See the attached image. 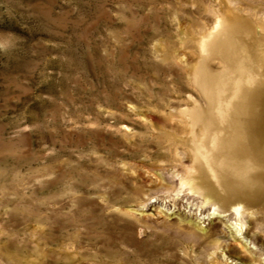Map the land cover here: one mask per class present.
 Wrapping results in <instances>:
<instances>
[{"label": "rangeland", "instance_id": "rangeland-1", "mask_svg": "<svg viewBox=\"0 0 264 264\" xmlns=\"http://www.w3.org/2000/svg\"><path fill=\"white\" fill-rule=\"evenodd\" d=\"M242 138L264 154V0H0V264H264V170L236 201L217 166Z\"/></svg>", "mask_w": 264, "mask_h": 264}, {"label": "bare ground", "instance_id": "bare-ground-1", "mask_svg": "<svg viewBox=\"0 0 264 264\" xmlns=\"http://www.w3.org/2000/svg\"><path fill=\"white\" fill-rule=\"evenodd\" d=\"M222 26V27H221ZM221 27V28H220ZM220 28V29H219ZM212 30L208 31L206 34H204V36L201 38V48L204 52L208 53L209 51H213L210 49V46L216 42H218L219 39V35L222 33H218L219 32H225L226 30V26H225V22L223 21V19H221L220 17L217 19L216 24L211 28ZM215 43V44H216ZM214 44V45H215ZM211 46V47H212ZM214 47V46H213ZM226 61V60H225ZM199 70V63L195 66L194 68V74H193V81L198 84V80L200 77V72ZM251 72H253V70L251 69ZM261 74V73H260ZM239 80V79H238ZM262 80V81H261ZM240 81V80H239ZM263 79L260 78V75H250V78H246L242 80V84L240 82H236L234 83V85L231 87V95L232 97H227L226 101L223 102L220 105H225L224 107H220L219 108V112L222 116L221 117V124L223 125H229V122H232L230 120V115L232 113V111L234 110V108L237 106V104L240 102H244V101H248L249 99H251V96L255 95L254 90L257 89V87L262 84ZM260 87V86H259ZM247 99V100H245ZM250 103V102H249ZM249 103L247 104L249 106ZM242 106V105H241ZM230 110H227V109ZM187 111V110H186ZM230 113V114H229ZM189 116H192L191 112L187 113ZM250 116H247L245 122L243 123V129L247 132L248 128L250 127L248 120ZM191 118V117H190ZM193 117L190 119V121H192ZM193 122V121H192ZM246 127V128H245ZM249 132V131H248ZM248 136V135H247ZM220 135H214L211 138V145L214 146L215 148H217L221 143L219 140ZM209 138V139H210ZM243 140H236V139H231L229 140L230 142L232 141V143H228L225 147L222 148V150H225V154H222V157L220 156V158H218L219 160L217 161V166L220 170H222V172H224L225 170L229 173L233 184L232 186H229V189H227L226 193L229 196H236V198H234L233 200L236 201H241L244 200V194L250 189V180H252V178L256 177L258 172L257 171H263L264 170V154L261 156L256 155V153L251 149L250 146V142H248L247 138H242ZM250 139V138H248ZM236 140V141H235ZM235 141V142H234ZM241 141V142H239ZM238 142L239 145L240 143H242V147L238 146ZM220 143V144H219ZM211 147V146H209ZM237 149V150H236ZM203 150V149H202ZM217 149H215L216 151ZM237 151V153H236ZM207 151H203L204 154V160L205 163H209V165H212L211 160L214 158H211L213 155L212 154H206ZM236 153V154H234ZM243 157V159L241 158ZM254 165L255 168H253L252 166ZM258 165L259 168L256 169V166ZM249 169V173H248V181L243 183L237 182V178H235L238 174L239 171H242L244 169ZM255 169V170H254ZM257 173V174H256ZM252 182V181H251ZM226 202H229L228 200L225 199V203L224 205H226ZM246 204H236L232 207L231 213L233 212L236 216H244L246 215V213L250 212L248 207L250 208V205L248 201H246ZM217 207V206H216Z\"/></svg>", "mask_w": 264, "mask_h": 264}]
</instances>
